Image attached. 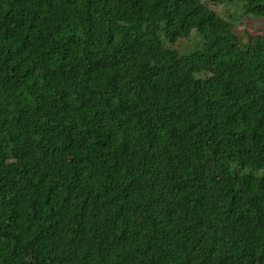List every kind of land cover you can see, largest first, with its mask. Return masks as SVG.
Returning a JSON list of instances; mask_svg holds the SVG:
<instances>
[{
	"label": "trees",
	"instance_id": "trees-1",
	"mask_svg": "<svg viewBox=\"0 0 264 264\" xmlns=\"http://www.w3.org/2000/svg\"><path fill=\"white\" fill-rule=\"evenodd\" d=\"M0 264H264V0H0Z\"/></svg>",
	"mask_w": 264,
	"mask_h": 264
},
{
	"label": "rangeland",
	"instance_id": "rangeland-1",
	"mask_svg": "<svg viewBox=\"0 0 264 264\" xmlns=\"http://www.w3.org/2000/svg\"><path fill=\"white\" fill-rule=\"evenodd\" d=\"M239 31L245 30L248 34H257L263 31V21L253 18H244L241 25L238 27ZM197 46V42L186 43L183 45L182 52L193 51Z\"/></svg>",
	"mask_w": 264,
	"mask_h": 264
}]
</instances>
